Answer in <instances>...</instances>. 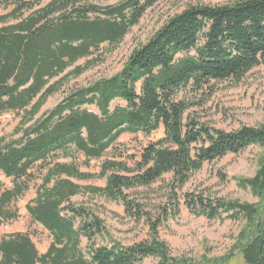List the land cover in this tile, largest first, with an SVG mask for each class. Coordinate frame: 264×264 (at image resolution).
I'll return each instance as SVG.
<instances>
[{
	"label": "trees",
	"instance_id": "16d2710c",
	"mask_svg": "<svg viewBox=\"0 0 264 264\" xmlns=\"http://www.w3.org/2000/svg\"><path fill=\"white\" fill-rule=\"evenodd\" d=\"M101 1L0 0V115L19 118L17 138H0V173L12 184L0 182V225L20 218L18 202L34 186L27 213L52 238L40 254L29 234L1 237L0 264H141L147 258L198 264L173 255L160 237L180 214L183 188L206 164L264 147V123L217 129L178 99L211 81L239 84L264 67V0L187 7L135 48L118 73L69 91L38 118L50 97L93 67L90 58L104 44L121 43L161 0ZM161 128L164 137L136 156L118 143L124 134L149 136ZM92 161L100 162L97 173L84 170ZM93 180L105 186L81 184ZM235 180L258 201L185 193V205L208 221L242 220L235 250L244 264H264V156L254 176ZM162 182L166 193L156 205L134 197ZM79 196L122 204L125 218L148 228V240L130 246L114 240L92 207L73 202Z\"/></svg>",
	"mask_w": 264,
	"mask_h": 264
},
{
	"label": "rangeland",
	"instance_id": "374dc122",
	"mask_svg": "<svg viewBox=\"0 0 264 264\" xmlns=\"http://www.w3.org/2000/svg\"><path fill=\"white\" fill-rule=\"evenodd\" d=\"M50 0H45L44 4ZM122 0H103L102 5L116 4ZM239 0H161L148 9L140 23L130 29L124 40L116 46L104 44L90 58L93 67L81 77L73 79L59 93L49 98L43 107L44 113L58 105L69 91L86 86L101 78H108L118 73L130 53L138 46L145 44L153 34L170 18L183 12L192 5H225ZM2 11L0 10V15ZM178 99H186L190 106L189 113L203 123L217 129L233 131L242 126H258L264 123V67H258L248 73L239 84L231 81H211L201 91L184 90ZM120 102H115L117 105ZM191 104V105H190ZM19 122L17 114L0 115V138L12 140L17 137L13 132ZM164 137V130L143 134H124L118 143L121 149H126L129 155L136 156L149 143ZM264 156V147L250 146L238 154L228 155L211 164H206L194 174L181 193V211L179 216L171 219L160 230V237L171 248L173 255L192 258L198 264L207 260L220 259L234 254L233 258L224 264H244L241 256L235 250L237 237L244 227L242 220L225 222L208 221L204 217L192 215L185 205V193H195L205 197L240 200L256 203L258 199L249 190L241 189L236 178H249L256 173L259 161ZM99 161H92L91 168L84 170L99 171ZM169 181V177L166 178ZM0 182L11 187V181L0 173ZM82 185L103 187L105 182L93 180L81 182ZM166 183H157L150 189H139L134 197H139L149 205H156L165 195ZM137 194V195H136ZM36 188L32 186L23 199L18 202L20 218L12 223L0 225V238L14 233H26L31 236L40 254L47 252L52 238L41 225L31 221L26 205L35 198ZM89 196L73 198L74 203L84 202L106 222V226L114 240L122 245L130 246L146 241L149 238L148 228L125 218L124 206L106 199H89ZM141 264H156L154 258H147Z\"/></svg>",
	"mask_w": 264,
	"mask_h": 264
}]
</instances>
